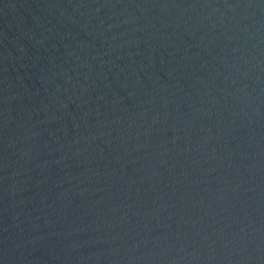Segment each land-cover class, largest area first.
I'll return each instance as SVG.
<instances>
[{
    "label": "water",
    "instance_id": "95a60500",
    "mask_svg": "<svg viewBox=\"0 0 264 264\" xmlns=\"http://www.w3.org/2000/svg\"><path fill=\"white\" fill-rule=\"evenodd\" d=\"M0 264H264V0H0Z\"/></svg>",
    "mask_w": 264,
    "mask_h": 264
}]
</instances>
